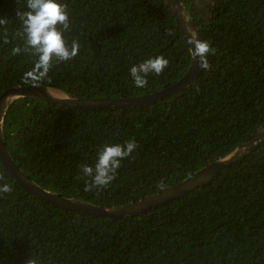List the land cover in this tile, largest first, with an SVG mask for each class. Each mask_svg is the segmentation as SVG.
Here are the masks:
<instances>
[{
  "label": "trees",
  "instance_id": "trees-1",
  "mask_svg": "<svg viewBox=\"0 0 264 264\" xmlns=\"http://www.w3.org/2000/svg\"><path fill=\"white\" fill-rule=\"evenodd\" d=\"M211 51L207 68L176 94L130 110L71 108L35 98L10 103L4 144L44 190L101 207L137 202L226 157L264 124V0H179ZM79 54L24 79L37 57L18 11L0 0V94L41 85L66 96L129 98L170 87L192 54L164 0H63ZM22 51L14 54L13 49ZM169 64L142 89L129 68ZM137 145L107 187L84 190L80 165L105 144ZM163 181L165 187L160 189ZM0 264H264V141L203 185L148 211L112 219L65 211L26 193L0 162Z\"/></svg>",
  "mask_w": 264,
  "mask_h": 264
},
{
  "label": "water",
  "instance_id": "water-1",
  "mask_svg": "<svg viewBox=\"0 0 264 264\" xmlns=\"http://www.w3.org/2000/svg\"><path fill=\"white\" fill-rule=\"evenodd\" d=\"M171 10L176 24L183 37L187 40L192 54V62L186 74L175 84L157 92L129 98H88L76 96L57 97L51 92L54 89L41 85L15 86L4 90L0 94V162L8 174L21 187L23 191L33 197L43 200L54 207L65 211L97 217L112 219L128 218L166 204L169 201L178 199L184 194L203 185L223 168L229 167L248 155L257 145L264 141V124L260 126L247 140L240 144L233 152L224 158L216 160L202 169L187 177L178 184L169 187L161 193L146 197L137 202L121 206L101 207L79 201L73 198L62 197L48 192L37 183L28 178L12 160L3 140L2 125L5 113L13 101L19 98H35L45 103H52L59 106L71 108H86L96 110H130L145 107L178 93L192 82L201 71L202 60L195 54L193 41L200 40L199 34L190 20L185 8L179 0H164ZM57 91V90H55Z\"/></svg>",
  "mask_w": 264,
  "mask_h": 264
},
{
  "label": "clouds",
  "instance_id": "clouds-1",
  "mask_svg": "<svg viewBox=\"0 0 264 264\" xmlns=\"http://www.w3.org/2000/svg\"><path fill=\"white\" fill-rule=\"evenodd\" d=\"M25 7L28 11H18L17 15L22 21L25 44L37 59L32 69L24 74V79L35 81L47 76L54 61H69L77 57L80 45L77 41H72L69 45L64 39L65 32L70 29V13L63 0H26ZM193 44L195 54L202 60L201 67L207 68L206 57L211 51L209 43L197 39ZM21 51L19 47L13 49L14 54ZM168 64V59L162 55L133 64L128 70L133 86L138 89L146 87L149 75L161 74ZM136 148L134 141L105 144L96 153L94 165H80L81 178H91L90 181L85 180L84 190H99L110 185L116 179L121 162L129 158ZM159 187L163 190V181L159 183ZM11 191L7 183H0V194Z\"/></svg>",
  "mask_w": 264,
  "mask_h": 264
},
{
  "label": "rangeland",
  "instance_id": "rangeland-1",
  "mask_svg": "<svg viewBox=\"0 0 264 264\" xmlns=\"http://www.w3.org/2000/svg\"><path fill=\"white\" fill-rule=\"evenodd\" d=\"M51 93H52L54 96H57V97H62V96H64L60 91L52 90Z\"/></svg>",
  "mask_w": 264,
  "mask_h": 264
}]
</instances>
